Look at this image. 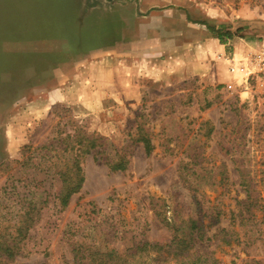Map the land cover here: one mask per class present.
Segmentation results:
<instances>
[{"label": "rangeland", "instance_id": "obj_1", "mask_svg": "<svg viewBox=\"0 0 264 264\" xmlns=\"http://www.w3.org/2000/svg\"><path fill=\"white\" fill-rule=\"evenodd\" d=\"M202 1L238 42L229 45L231 82L203 74L151 81L148 73H159L143 58L127 93L96 104L78 96L73 110L57 88L91 58L118 56L152 34L147 9L137 0H85L79 14L80 0H0V264H87L90 252H131L139 239L161 244L173 208L198 220L195 246L215 264H264V93L253 79L244 88L242 67L264 42V0ZM74 127L104 145L80 160L83 182L61 205L58 171L69 165L62 148ZM110 144L122 149L125 169L104 163Z\"/></svg>", "mask_w": 264, "mask_h": 264}, {"label": "crops", "instance_id": "obj_2", "mask_svg": "<svg viewBox=\"0 0 264 264\" xmlns=\"http://www.w3.org/2000/svg\"><path fill=\"white\" fill-rule=\"evenodd\" d=\"M80 2L82 11L79 14H83L85 0ZM203 3L202 0H137L140 11L147 9L145 15L153 33L145 39L131 41L129 49L118 53V56L98 55L77 66L62 90L57 88L58 92L54 91L55 95L61 101L69 99L70 107L74 110L80 104L78 96L81 99L85 94L92 96L93 99L91 97L83 101L96 104L98 96L127 93L122 89L132 85L130 78L137 69L135 63H141L143 58L150 62L146 66L153 69V73H159V76L148 73L151 81L167 83L203 74V79L228 84L233 79L229 65L235 58L229 51V45L238 42L233 37H225L223 41L218 38L215 31L219 22L218 10L206 6L203 8ZM76 13L73 11V14ZM244 30L248 33L252 31L251 28ZM258 46L259 49L263 48L264 42ZM249 47L250 44L246 43V51Z\"/></svg>", "mask_w": 264, "mask_h": 264}, {"label": "trees", "instance_id": "obj_3", "mask_svg": "<svg viewBox=\"0 0 264 264\" xmlns=\"http://www.w3.org/2000/svg\"><path fill=\"white\" fill-rule=\"evenodd\" d=\"M215 31L222 41L225 37L234 36L233 32L226 28L225 30L217 28ZM137 135L136 140L142 144L145 153L149 154L152 145L147 133L142 127H138ZM68 138V143L62 151H68L69 165L65 170L58 171L60 188L57 199L61 205L66 204L69 196L77 192L83 182L80 160L95 147L100 148L104 145L103 136L86 133L81 128L74 127ZM110 145L114 155L104 160V163L112 171L125 169L127 159L121 153L122 149H117L113 144ZM189 190L193 191L190 184ZM191 195L194 198V195ZM245 208L247 217H251L253 212L250 206H245ZM163 223L170 231V238L167 242L158 244L139 239L131 252L120 254L113 249L106 252H90L87 264H215L209 253L200 251V247L195 246L201 237L198 227L200 223L196 218L188 214L185 217H179L177 209L173 208L170 216H164ZM2 245L3 243H0V247ZM6 250H9L8 245ZM6 255L10 257L11 253Z\"/></svg>", "mask_w": 264, "mask_h": 264}, {"label": "built area", "instance_id": "obj_4", "mask_svg": "<svg viewBox=\"0 0 264 264\" xmlns=\"http://www.w3.org/2000/svg\"><path fill=\"white\" fill-rule=\"evenodd\" d=\"M244 60L242 66L245 70L244 88L247 90L248 87H251L249 81L253 79L262 87L261 90L264 93V47L258 52H249ZM229 70L234 72L235 60H231Z\"/></svg>", "mask_w": 264, "mask_h": 264}]
</instances>
